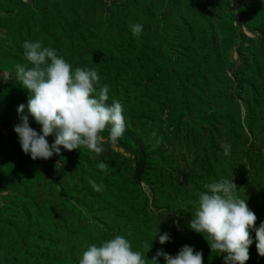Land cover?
Returning <instances> with one entry per match:
<instances>
[{
    "label": "rangeland",
    "instance_id": "rangeland-1",
    "mask_svg": "<svg viewBox=\"0 0 264 264\" xmlns=\"http://www.w3.org/2000/svg\"><path fill=\"white\" fill-rule=\"evenodd\" d=\"M136 23L143 31L134 37ZM37 40L73 72L95 69L100 86L109 85L106 103L121 102L126 124L116 144L106 128L100 154L61 146L59 155L33 160L22 151L13 127L29 93L16 65L32 66L23 43ZM23 115L39 134L27 107ZM46 139L51 146L55 137ZM231 176L258 227L264 0H0V264H79L88 246L116 235L142 253L152 242L149 260L158 249L175 256L189 245L203 264H224L225 254L188 223L204 185ZM157 227L170 242L154 239ZM250 235L246 264H264Z\"/></svg>",
    "mask_w": 264,
    "mask_h": 264
},
{
    "label": "clouds",
    "instance_id": "clouds-1",
    "mask_svg": "<svg viewBox=\"0 0 264 264\" xmlns=\"http://www.w3.org/2000/svg\"><path fill=\"white\" fill-rule=\"evenodd\" d=\"M129 27L134 37L143 31V25L139 23ZM23 48L24 56L32 66L17 64L15 79L28 91L29 96L26 106H18L20 123L13 127L22 151L30 154L33 160H47L53 153L59 155L61 146L68 151L84 146L100 154L104 151L105 143L101 133L106 128L109 131L108 141L116 144L126 128L124 108L118 100L106 103L109 100V85L100 86L97 71L78 67L73 72L72 66L58 56L56 50L42 47L38 40L25 41ZM9 75L4 79L7 80ZM25 107L41 125L39 134L29 126L28 116L23 115ZM49 135L55 137L51 146L46 139ZM155 135L153 133V137ZM160 142L157 139L152 147L155 149ZM221 147L225 156L230 155V144H222ZM107 167L104 162L98 164L101 170ZM89 184L97 192L103 190V186L94 180L90 179ZM204 188L207 191L200 193L195 216L188 227L204 238L206 234L205 240L210 250L225 254L224 264H246L250 258L249 246L253 243L252 231L255 232L257 255L264 257V221L255 227L257 217L249 208L247 199L237 195L241 187L238 189L232 176L207 183ZM157 236L161 245L171 240L170 234H160L158 227L154 239ZM151 247L152 242L145 243V252L134 251L128 239L116 235L99 246H88L79 264H148L149 261L159 264L160 257H163L165 264H203L202 252H194L189 245H184L175 256L158 249L149 260L145 253Z\"/></svg>",
    "mask_w": 264,
    "mask_h": 264
}]
</instances>
